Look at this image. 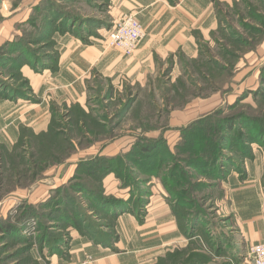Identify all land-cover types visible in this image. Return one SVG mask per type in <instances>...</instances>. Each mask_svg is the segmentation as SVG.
I'll use <instances>...</instances> for the list:
<instances>
[{"label":"rangeland","instance_id":"1","mask_svg":"<svg viewBox=\"0 0 264 264\" xmlns=\"http://www.w3.org/2000/svg\"><path fill=\"white\" fill-rule=\"evenodd\" d=\"M214 7L217 28L198 46L154 56L142 84L91 73L82 104L57 103L55 84L37 90L31 76L59 70L64 37L106 47L121 7L0 0V102L49 109L46 131L21 125L13 146L0 144V220L20 229L0 236V264L81 262L72 233L121 254L126 220L153 224L162 205L181 239L148 264H243L222 245L229 222L215 204L228 172L240 173L254 146L264 151V0ZM40 186L38 200L13 194Z\"/></svg>","mask_w":264,"mask_h":264},{"label":"crops","instance_id":"2","mask_svg":"<svg viewBox=\"0 0 264 264\" xmlns=\"http://www.w3.org/2000/svg\"><path fill=\"white\" fill-rule=\"evenodd\" d=\"M175 1L176 5H169L168 0H112L115 7H121L114 11L119 18L124 14H135L145 30V37L135 54L123 57L117 50L109 49L107 44L106 47L101 44L84 46L73 38L64 37L59 46V70L47 77L49 80L31 76L34 89H47L50 82L52 86L55 84L52 92L54 101L62 99L82 103L93 72L104 77L124 76L133 84H142L146 76L144 68L153 62L154 56L165 57L166 53L181 46H198L197 35L205 39L217 28L214 0ZM3 33L0 29V38ZM44 104L36 108L0 102V144L13 146L21 125L35 131H46L49 109L48 104ZM41 187L28 192L18 190L13 194L30 193L35 195L31 199L42 198L48 193V187L43 186L46 190ZM220 191L221 199L215 205L220 206V216L229 222L225 230L230 235L222 245L230 250L229 257L238 262L250 246L264 244V151L254 146L249 160L243 162L241 173L228 172L226 179L221 181ZM15 201L13 199L6 204L9 206ZM5 210L1 209L0 213ZM150 222L147 218L144 225L137 227L132 219L126 220V228L119 232L120 245L125 247L121 254L107 253L88 239L72 233L71 260L81 261L90 255L95 259L94 264H148L151 257L165 254L168 243L181 239L176 220L166 217L165 206L162 205L153 224ZM49 264L66 263L52 258Z\"/></svg>","mask_w":264,"mask_h":264},{"label":"built area","instance_id":"3","mask_svg":"<svg viewBox=\"0 0 264 264\" xmlns=\"http://www.w3.org/2000/svg\"><path fill=\"white\" fill-rule=\"evenodd\" d=\"M145 37L142 24L133 14H124L109 31L107 47L118 50L125 56L133 55ZM243 264H264V244L250 246L244 256ZM91 256H86L83 261L73 264H94Z\"/></svg>","mask_w":264,"mask_h":264},{"label":"trees","instance_id":"4","mask_svg":"<svg viewBox=\"0 0 264 264\" xmlns=\"http://www.w3.org/2000/svg\"><path fill=\"white\" fill-rule=\"evenodd\" d=\"M2 50L0 49V52H1ZM263 74H264V69H263ZM261 82H262V85H264V76H262V80H261ZM49 132H51V136L53 137V130L51 129ZM61 134L59 133V134H56L55 136H60ZM241 173V172H240ZM38 207V206H37ZM42 207V206H41ZM40 206H39V208H36V210H34V211H37V210H39V209H41V210H43V207L41 208ZM25 216H28V215H25ZM30 216V215H29ZM13 229L15 230V231H13ZM19 228H15V227H13L10 223H8V222H6V221H3V220H0V236H4L5 234H7V235H10V234H14L15 235V233H20L19 232ZM13 231V232H12Z\"/></svg>","mask_w":264,"mask_h":264}]
</instances>
